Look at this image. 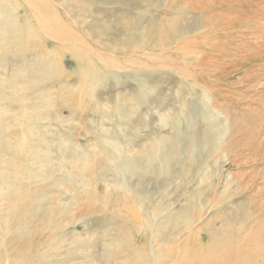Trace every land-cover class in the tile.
<instances>
[{
    "label": "rangeland",
    "instance_id": "1",
    "mask_svg": "<svg viewBox=\"0 0 264 264\" xmlns=\"http://www.w3.org/2000/svg\"><path fill=\"white\" fill-rule=\"evenodd\" d=\"M0 264H264V0H0Z\"/></svg>",
    "mask_w": 264,
    "mask_h": 264
},
{
    "label": "bare ground",
    "instance_id": "2",
    "mask_svg": "<svg viewBox=\"0 0 264 264\" xmlns=\"http://www.w3.org/2000/svg\"><path fill=\"white\" fill-rule=\"evenodd\" d=\"M232 23H233V21H232ZM175 25V24H174ZM173 25V26H174ZM227 36V35H226ZM228 37V36H227ZM212 44V43H211ZM212 64V63H211ZM216 65V64H215ZM184 119V118H183ZM176 125V124H175ZM30 129V128H29ZM224 129H226V128H224ZM213 130H214V128H213ZM179 132V131H178ZM219 134V133H218ZM213 135V134H212ZM217 135V134H216ZM221 136V135H220ZM207 139H208V137H207ZM209 146V145H208ZM188 147V146H187ZM198 148V147H197ZM217 150V149H216ZM167 152H169V151H167ZM218 152V151H217ZM170 153V152H169ZM162 154V153H161ZM173 155V154H172ZM169 156V155H168ZM176 156V155H175ZM179 156V155H178ZM115 157V156H114ZM160 157H161V155H160ZM167 158V157H166ZM170 158V157H169ZM157 159V158H156ZM160 159H162V157L160 158ZM168 159V158H167ZM154 160V159H153ZM171 160H172V158H171ZM150 161V160H149ZM163 161V160H162ZM132 163H130V165H131ZM134 164V163H133ZM170 164V163H169ZM148 165V164H147ZM165 165V164H164ZM122 166V165H121ZM131 166H133V165H131ZM169 166H171V165H169ZM148 167V166H147ZM121 168V167H120ZM170 168V167H169ZM122 171H124V170H122ZM141 171V170H140ZM14 172H16V171H14ZM126 172V171H125ZM22 173V172H21ZM124 173V172H123ZM164 173V172H163ZM125 174V173H124ZM165 174V173H164ZM26 199V198H25ZM10 210V209H9ZM186 219V218H185ZM177 221H179L178 219H177ZM175 223V222H174ZM177 223V222H176ZM175 223V224H176ZM169 224V223H168ZM181 226V225H180ZM187 226V225H186ZM150 227V226H149ZM163 229V228H162ZM161 229V230H162ZM168 229V228H167ZM156 261V260H155Z\"/></svg>",
    "mask_w": 264,
    "mask_h": 264
}]
</instances>
